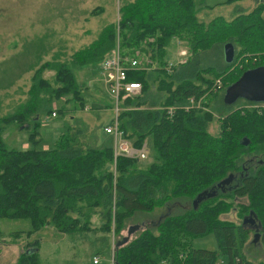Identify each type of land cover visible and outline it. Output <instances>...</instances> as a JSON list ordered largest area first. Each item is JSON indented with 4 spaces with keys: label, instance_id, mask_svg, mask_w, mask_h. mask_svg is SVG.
I'll list each match as a JSON object with an SVG mask.
<instances>
[{
    "label": "trees",
    "instance_id": "16d2710c",
    "mask_svg": "<svg viewBox=\"0 0 264 264\" xmlns=\"http://www.w3.org/2000/svg\"><path fill=\"white\" fill-rule=\"evenodd\" d=\"M214 5H207L208 10ZM202 6L199 0H126L119 3L118 18L105 25L92 44L77 50L69 64L52 63L55 95L71 94L70 99H77L82 107L83 86L74 73L75 59L81 65H100L116 45L122 54L138 59L127 77L138 80L142 88L139 94L122 98L118 127L136 146L151 136V163L139 165L137 158L115 153L109 134V144L91 146L81 138V129L71 126L48 147L36 146L41 138L34 136L37 129L28 135L30 146L7 145L3 126L12 121L23 125L34 108L35 91L30 108L0 116V219L30 221L28 229L12 234H30L46 224L80 237L89 238V232L96 231L94 253L105 255L111 264H215L220 257L229 264H255L257 260L256 264H264V106L252 107L261 101L242 99L245 104L230 110L223 100L226 85L246 68L264 64L263 5L241 11L236 4L240 12L229 19L218 14L209 20L199 18ZM173 38L190 53L167 73L169 80L159 78L160 89L153 91L154 73L166 70V48ZM227 41L234 45L233 62L215 66L200 61V53ZM40 70L33 75L31 91L49 83ZM16 78L8 79L5 86ZM220 78V102L214 106L207 95H214L215 80ZM188 98L196 103L174 105L168 113L171 104L182 99L189 102ZM213 120L219 122L217 132L209 130ZM243 137L248 143H243ZM229 173L233 176L227 185L218 186ZM211 189L216 194L202 198L195 207L194 197ZM156 206L164 211L156 218L147 217L133 237L125 241L127 235L122 233L120 238L113 237L126 228L133 213H150ZM231 209L237 221L225 217ZM249 215L254 223L243 222ZM209 233L215 236L216 248L193 244L194 238ZM26 245L11 264H41L38 240ZM255 248L262 249L261 256ZM88 264H94L92 259Z\"/></svg>",
    "mask_w": 264,
    "mask_h": 264
},
{
    "label": "rangeland",
    "instance_id": "374dc122",
    "mask_svg": "<svg viewBox=\"0 0 264 264\" xmlns=\"http://www.w3.org/2000/svg\"><path fill=\"white\" fill-rule=\"evenodd\" d=\"M125 1L0 0V116L21 111L26 107L30 108L32 93L37 92L34 108L28 111V115L21 122L23 125L19 124L20 122L12 121L3 126V137L7 145L16 148L30 146L31 141L28 135L32 130L37 129L34 136L35 138H41L36 146L48 147L53 144L59 133L65 131L68 126L80 128L81 138L91 146H97L98 143H101L100 145L109 144V137L101 130L102 126L113 115V101L102 80L98 63L85 62L81 65L76 59L74 60L75 76L83 86V100L85 101L82 107H79L80 102L77 99L76 102L70 99L72 98L71 94L55 95L54 90L57 82L52 63L66 62L69 64L77 50L92 44L98 38L102 28L118 18L119 3L121 5ZM199 1L203 6L200 8L198 15L199 18L205 20H209L212 16L218 14L222 15L224 19H229L232 15L240 12L239 8H234L236 4L241 5V11H249L255 5L262 4L264 14V0H238L237 3H226L223 2L224 0ZM212 4L215 5L208 10L207 5ZM182 50L185 53H190L187 46L183 45L177 38H173L166 48L165 55L167 62L173 61V67L170 71H155L150 89L159 91L160 77L164 76L169 80L167 73L171 72L176 63L179 64L178 58H176L178 55L179 59L184 57L182 56L184 54L180 52ZM199 56L200 61L208 65L221 66L226 61L223 45L213 46L200 53ZM247 61L248 59H245L243 62ZM156 63L157 61L153 62V65ZM39 68L41 69L39 74L42 78L47 79L49 83L31 91V85L35 82L33 75L37 73ZM17 74L18 77L16 78ZM14 78L16 79L13 82L5 86L8 79L12 80ZM95 79L97 80L95 81ZM220 79L222 82V78ZM222 85L223 82L220 87ZM218 88L216 87L214 95L212 93L207 95L210 104L214 106H218L215 104L220 102L217 98ZM161 89L164 93L166 86L164 85ZM185 103L192 105L196 102L182 100L170 106L174 107V105ZM197 103V105H201V101H197ZM245 103L246 101H242L240 98V100L238 99L235 103L227 106L231 107L230 110H233ZM252 105L262 108L264 102ZM63 107H65L64 112L62 111ZM223 108L225 109L224 105ZM223 108L220 109L219 114L215 113V116H219ZM204 109L209 108L205 106ZM52 111H55L56 114L52 115ZM36 123H38L37 126ZM209 126L211 132L219 130L217 120L211 121ZM144 141L147 144L146 155L137 160L139 165H147L154 158L151 136L148 135ZM220 185L226 186L227 182H222ZM159 207H154L150 213L147 211L133 213L126 220L127 226L136 223L140 227L143 226V223L148 220L147 217L156 218L159 213L164 211L163 207ZM224 214L229 219L238 220L234 209ZM92 219L94 220L93 223L98 225L99 220L96 219V216H92ZM29 226L30 221L28 218L0 219V264L13 263L19 253L29 247L26 244L34 239L39 242L37 254H39L41 264H88L93 259V255H99L100 257L99 262L94 264L110 263L105 255L94 253L95 243L93 239L97 234L96 231L89 232V238L80 237L79 235L74 236L71 233L61 232L53 224H46L30 234H25V231L21 234L11 233L15 230L28 229ZM127 226L119 230L120 232L115 233L113 237L120 238L121 235H127ZM111 233L109 234L111 235ZM120 233L122 234L118 236ZM133 234H135V231H132L128 236L133 237ZM111 243V246H113V242ZM193 244L210 248L217 247L215 236L212 233L194 238ZM254 251L259 256L263 252L261 248H255ZM219 262L229 264L222 257L216 261L218 264Z\"/></svg>",
    "mask_w": 264,
    "mask_h": 264
},
{
    "label": "built area",
    "instance_id": "2783aa9c",
    "mask_svg": "<svg viewBox=\"0 0 264 264\" xmlns=\"http://www.w3.org/2000/svg\"><path fill=\"white\" fill-rule=\"evenodd\" d=\"M184 55L183 58H178V63L186 61V53L181 51ZM138 59L131 55H124L120 52L118 45L112 48L108 54L100 62V74L105 82L108 94L113 100V115L109 122L102 126L105 134H109L113 138V146L115 153H121L129 157L140 159L146 155V141L142 142L141 146L133 145L131 140L127 138L123 131L118 127V112L121 108V100L124 96H134L140 93L142 85L136 79H129L127 72L129 69L134 68L138 64ZM173 61H168L165 69L169 70L173 67ZM177 63L175 64V66ZM167 66V67H166ZM221 80L216 79L214 87H220ZM190 101H194L193 98ZM168 113H172L173 107H168ZM52 115L56 112L52 111ZM100 260L99 255H93L92 261L98 263ZM218 264V263H215ZM219 264H221L219 262Z\"/></svg>",
    "mask_w": 264,
    "mask_h": 264
},
{
    "label": "water",
    "instance_id": "95a60500",
    "mask_svg": "<svg viewBox=\"0 0 264 264\" xmlns=\"http://www.w3.org/2000/svg\"><path fill=\"white\" fill-rule=\"evenodd\" d=\"M226 62H231L234 58V45L232 42L227 41L223 45ZM246 99L249 101H264V64H260L254 67L246 68L233 82L229 83L224 88L223 100L227 105L235 103L238 99ZM248 138L243 137V143H248ZM231 179V174L224 177L220 182L217 183L219 186L222 182H228ZM216 194V190H203L199 192L193 199V205L196 207L199 200L206 196H212ZM244 217L243 222L246 220L254 223L252 217ZM258 225V223H256ZM255 225V224H254ZM139 224H135L133 227L128 229V234L139 228ZM257 228V227H256ZM125 237L123 241L129 239V236ZM258 238V233H255L254 240ZM33 250H36L34 248Z\"/></svg>",
    "mask_w": 264,
    "mask_h": 264
},
{
    "label": "crops",
    "instance_id": "0c3cea01",
    "mask_svg": "<svg viewBox=\"0 0 264 264\" xmlns=\"http://www.w3.org/2000/svg\"><path fill=\"white\" fill-rule=\"evenodd\" d=\"M117 13H118V11H117ZM178 51H179V49H178ZM181 52V51H180ZM178 54V53H177ZM177 56V55H176ZM176 58H179V55L176 57ZM98 67H99V70H100V65L98 64ZM98 73H99V71H98ZM97 79H95V81H96ZM103 80V79H102ZM104 82V81H103ZM105 83V82H104ZM112 99V98H111ZM189 100L191 99V98H188ZM183 100V99H182ZM113 101V100H112ZM181 101V100H180ZM186 101V100H185ZM187 102V101H186ZM181 105H183V106H190L191 104H188V103H185V104H181ZM170 107V106H169ZM110 121V120H109ZM108 121V122H109ZM101 132H103V130H101ZM104 133V132H103ZM105 134V133H104ZM98 144H101V143H98Z\"/></svg>",
    "mask_w": 264,
    "mask_h": 264
},
{
    "label": "flooded vegetation",
    "instance_id": "af4514ba",
    "mask_svg": "<svg viewBox=\"0 0 264 264\" xmlns=\"http://www.w3.org/2000/svg\"><path fill=\"white\" fill-rule=\"evenodd\" d=\"M261 102H264V101H261ZM232 176H233V175H231V178H232ZM229 181H230V180H229ZM229 181H228V182H229ZM219 186H221V185H219ZM210 191H212V189H211Z\"/></svg>",
    "mask_w": 264,
    "mask_h": 264
},
{
    "label": "bare ground",
    "instance_id": "6f19581e",
    "mask_svg": "<svg viewBox=\"0 0 264 264\" xmlns=\"http://www.w3.org/2000/svg\"><path fill=\"white\" fill-rule=\"evenodd\" d=\"M252 107H254V106H252ZM118 121H119V119H118ZM120 123V122H119ZM125 133V132H124Z\"/></svg>",
    "mask_w": 264,
    "mask_h": 264
}]
</instances>
